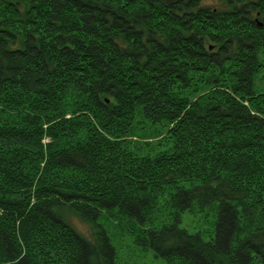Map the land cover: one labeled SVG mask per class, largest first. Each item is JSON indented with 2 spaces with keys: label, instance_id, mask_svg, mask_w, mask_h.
<instances>
[{
  "label": "trees",
  "instance_id": "16d2710c",
  "mask_svg": "<svg viewBox=\"0 0 264 264\" xmlns=\"http://www.w3.org/2000/svg\"><path fill=\"white\" fill-rule=\"evenodd\" d=\"M260 81L264 0H0V264H264Z\"/></svg>",
  "mask_w": 264,
  "mask_h": 264
},
{
  "label": "rangeland",
  "instance_id": "374dc122",
  "mask_svg": "<svg viewBox=\"0 0 264 264\" xmlns=\"http://www.w3.org/2000/svg\"><path fill=\"white\" fill-rule=\"evenodd\" d=\"M259 86H262V88H264V83L260 81ZM137 129H140V127L138 126ZM151 129H159L161 131L164 130V128L159 127H154ZM142 140L136 139L135 141L144 144L147 142L149 143V145H151L152 148H157L155 149L157 151L161 149H158V147H162V145H159V142L162 140L161 135L157 134L153 139ZM204 220H206V217L203 218V215L198 212H195L193 214L187 213L184 216L183 225L187 226L189 229L202 230L205 239L208 240L209 237L213 234V227L211 223H205ZM110 232L112 233V238L115 243L121 264H168L166 260L156 255L155 252L151 250L146 251L138 247L136 244H134V240L128 234L124 233L123 230L117 228L116 226Z\"/></svg>",
  "mask_w": 264,
  "mask_h": 264
},
{
  "label": "bare ground",
  "instance_id": "6f19581e",
  "mask_svg": "<svg viewBox=\"0 0 264 264\" xmlns=\"http://www.w3.org/2000/svg\"><path fill=\"white\" fill-rule=\"evenodd\" d=\"M205 239V237H203Z\"/></svg>",
  "mask_w": 264,
  "mask_h": 264
}]
</instances>
